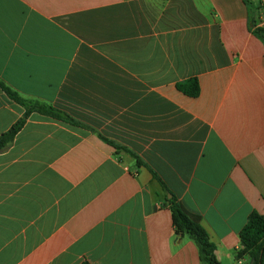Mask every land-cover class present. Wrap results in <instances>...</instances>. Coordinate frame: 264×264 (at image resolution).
I'll list each match as a JSON object with an SVG mask.
<instances>
[{
    "label": "crops",
    "instance_id": "0c3cea01",
    "mask_svg": "<svg viewBox=\"0 0 264 264\" xmlns=\"http://www.w3.org/2000/svg\"><path fill=\"white\" fill-rule=\"evenodd\" d=\"M255 29L264 0H0L1 81L77 123L33 112L0 152V264H202L166 189L219 264H252L237 255L264 216ZM191 78L198 98L176 88ZM25 113L0 89V137Z\"/></svg>",
    "mask_w": 264,
    "mask_h": 264
},
{
    "label": "trees",
    "instance_id": "16d2710c",
    "mask_svg": "<svg viewBox=\"0 0 264 264\" xmlns=\"http://www.w3.org/2000/svg\"><path fill=\"white\" fill-rule=\"evenodd\" d=\"M255 33L264 40V30L255 29ZM177 90L190 98H198L200 96V84L197 78H191L176 85ZM0 89L3 90L14 102L18 103L26 109V113L7 133L0 137V152L6 149L15 139L16 135L24 127L27 118L33 112L66 122L77 126V123L69 116L62 112L45 105L34 104L22 99L18 94L9 89L0 79ZM101 139L115 148L117 151L122 150L113 142L101 137ZM137 164L141 161L136 158ZM154 178L161 182L158 176L152 172ZM166 189L165 185L162 183ZM171 198L167 199V205L172 213L173 226L176 235L188 237L198 247L200 261L202 264H219L215 257V246L211 243L209 236L202 225V219L193 215L186 210L182 203L167 189ZM242 250L239 251L237 258L242 259L249 256L254 264H264V216L254 212L249 217V221L240 233Z\"/></svg>",
    "mask_w": 264,
    "mask_h": 264
},
{
    "label": "water",
    "instance_id": "95a60500",
    "mask_svg": "<svg viewBox=\"0 0 264 264\" xmlns=\"http://www.w3.org/2000/svg\"><path fill=\"white\" fill-rule=\"evenodd\" d=\"M169 198H170V196H169ZM252 264H254V262L252 261Z\"/></svg>",
    "mask_w": 264,
    "mask_h": 264
}]
</instances>
